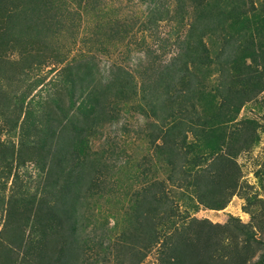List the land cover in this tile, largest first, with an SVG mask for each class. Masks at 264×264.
Masks as SVG:
<instances>
[{"label":"trees","instance_id":"trees-1","mask_svg":"<svg viewBox=\"0 0 264 264\" xmlns=\"http://www.w3.org/2000/svg\"><path fill=\"white\" fill-rule=\"evenodd\" d=\"M70 2L80 9L85 5L83 0ZM153 3L150 28L170 22L177 29V53L168 62L160 61L158 50L150 52L153 60L139 77L113 66L115 79L99 87L93 57L83 55L58 72L60 79L45 83L38 78L22 91L20 86L0 90L5 104L16 108L10 126L20 127L19 145L1 155L13 157L17 165L35 164L39 183L45 181L39 186L42 195L23 205L40 230L53 232L19 242L24 264L85 260V243L73 237L72 224L83 214L94 220L95 211L106 204L124 209L115 249L118 264H143L154 250L165 251L163 239L183 235L179 203L222 210L241 188L238 157L259 140L256 122L241 112L264 94V2L259 8L253 0ZM78 18L80 13L67 0H0V66L11 69L0 75L12 79L17 71L11 66L17 64L25 69L21 74L36 75L35 68L58 62L61 56L49 44L50 34L56 27L55 32L63 29L66 20L76 24ZM124 33L114 30L106 39L119 41L117 36ZM208 36L219 44L215 56L205 41ZM215 73L219 76L213 80ZM43 89L47 96L39 94ZM127 109L145 119L144 127L129 131L135 140L125 142L119 134L94 149L99 130L119 121ZM143 141L154 153H142L136 171L128 175L136 155H129L120 167L113 158L127 153L126 143L135 147ZM127 182L129 191L124 188ZM171 188L182 192L179 203L173 192L171 198ZM178 244L170 249L176 255L186 251ZM98 249L109 250L102 245ZM9 252L2 249L3 264L14 263Z\"/></svg>","mask_w":264,"mask_h":264},{"label":"rangeland","instance_id":"rangeland-1","mask_svg":"<svg viewBox=\"0 0 264 264\" xmlns=\"http://www.w3.org/2000/svg\"><path fill=\"white\" fill-rule=\"evenodd\" d=\"M83 1L84 8L80 9L79 5L67 0L70 7L80 13V18L76 20V24L66 20L63 29L60 28L59 32H55L59 29L56 27V30L50 34L49 44L61 56L58 62L35 68L36 75L21 74L25 69L20 64L11 66L17 72L12 79L0 75V90L11 91L16 86H20L19 91H22L38 78H44L45 83L56 78L60 79L58 72L74 59H82L83 55L93 57L96 64L94 78L99 87H105L115 79L116 71L112 70L113 66L126 68L138 76L142 68L153 60L151 53L158 50L162 63L168 62L171 56L177 53V48L174 47L177 43L175 25L170 22H162L157 28H150L148 25L150 11L155 7L153 1L158 0ZM94 1L97 2L95 8L91 5ZM215 1L207 0L211 4ZM253 1L257 8L264 2V0ZM165 8L168 7L165 5L162 10H166ZM114 30H122L125 33L117 36L119 41L108 43L106 36ZM205 41L215 56L219 50L216 38L208 36ZM0 71L9 72L11 69L1 65ZM218 76L219 74L215 73L213 80ZM39 94L47 96V90L43 89ZM15 113H17L16 108L8 107L0 97V264H3L2 249L10 251L8 255L12 256L13 264H24L21 258L23 250L17 251L19 242L23 239H42L53 234L47 230L48 227L44 231L40 230L37 220L33 216L28 217L23 205L32 198L42 195L39 186L44 185L45 181L39 183L41 179L35 164L19 161L17 165V160L14 161L13 157L4 158V155H1L2 153L7 155L11 145H19L20 127L12 128L9 123ZM241 116L256 122L259 140L238 157L241 172L240 190L232 197L225 209L210 210L194 207L192 204H180L178 197L182 192L174 193L173 190L176 188H171L170 196L173 192L172 196L179 203L178 225L184 227L183 235L172 240L163 239L165 251L154 250L149 253L143 264H171L174 259L179 261L177 264H262L264 262V94L248 104L242 110ZM23 118L24 115L20 119V124ZM144 124L145 119L142 115L127 109L122 113L119 121L108 122L99 130L93 148H101L106 144L107 139H115L119 134H121L119 138L125 142L131 139L134 141L136 135L129 131H137L144 127ZM126 144L127 153L118 154L113 159L117 161V167H120L124 165L129 155H136L137 159L131 170L127 172L129 175L131 171H136L142 153L151 155L154 152L153 148L144 141L135 147L131 146V143ZM118 148L120 149L119 146ZM124 188L131 190V183L127 182ZM117 197L125 200L124 196ZM123 211L124 209L118 208L117 205L106 204L103 209L95 211L94 220L88 219L86 214H83L82 218L76 220L77 223L72 224V227L76 228L73 237L75 239L78 237L82 245L85 243L87 250L85 260L78 259V264H118L116 251L118 236L123 229ZM185 216L188 220L183 222ZM194 219L199 223L193 222ZM178 243L186 251L176 255L170 249L175 248ZM101 245L108 247L110 251L99 250Z\"/></svg>","mask_w":264,"mask_h":264}]
</instances>
